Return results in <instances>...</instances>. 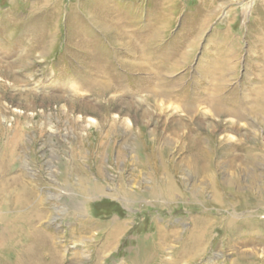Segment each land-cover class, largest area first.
I'll return each instance as SVG.
<instances>
[{
	"label": "rangeland",
	"instance_id": "1",
	"mask_svg": "<svg viewBox=\"0 0 264 264\" xmlns=\"http://www.w3.org/2000/svg\"><path fill=\"white\" fill-rule=\"evenodd\" d=\"M263 54L264 0H0V264H264Z\"/></svg>",
	"mask_w": 264,
	"mask_h": 264
},
{
	"label": "bare ground",
	"instance_id": "2",
	"mask_svg": "<svg viewBox=\"0 0 264 264\" xmlns=\"http://www.w3.org/2000/svg\"><path fill=\"white\" fill-rule=\"evenodd\" d=\"M103 26L105 27V28H108V24H103ZM104 27H102V28H104ZM112 27V26H111ZM115 27V26H114ZM109 31V30H108ZM264 55V54H263ZM264 104V103H263ZM262 108L264 109V105H262ZM261 108V109H262ZM260 109V110H261ZM262 109V110H263ZM264 112V111H263ZM28 223V222H27ZM232 223V222H231ZM251 223V222H250ZM255 223V222H254ZM247 226V225H246ZM262 226H264V225H262ZM249 227H253V224H250L249 225ZM240 228H242V227H240ZM254 228V227H253ZM9 232V231H8ZM202 233H204V232H197L196 233V235H195V238L193 239L194 240V245L196 246V244L199 246L201 243H202V237H203V235H202ZM236 233V232H235ZM232 235V234H231ZM235 235V234H234ZM236 236V235H235ZM239 237V236H238ZM0 238H1V235H0ZM204 238V237H203ZM237 238V237H236ZM202 239V240H201ZM0 241H1V239H0ZM204 241V240H203ZM212 244V243H211ZM1 245V244H0ZM4 246V245H3ZM194 246V247H195ZM187 250H190V252H193V253H195V249L194 248H190V249H187ZM187 252V251H186ZM247 253V252H246ZM188 254V253H187ZM245 254H241L240 255V257L241 256H244ZM23 262V261H22ZM29 262H31L30 264H33L32 263V261H29ZM20 263H21V260H20ZM35 263V262H34ZM258 263V261H257V258H252L251 260H249V261H247L246 259H244V258H239V259H237L236 260V262H235V264H257ZM36 264H38V263H36Z\"/></svg>",
	"mask_w": 264,
	"mask_h": 264
},
{
	"label": "crops",
	"instance_id": "3",
	"mask_svg": "<svg viewBox=\"0 0 264 264\" xmlns=\"http://www.w3.org/2000/svg\"><path fill=\"white\" fill-rule=\"evenodd\" d=\"M49 247V246H48ZM50 248V247H49ZM52 248H53V250L49 253V251H44V252H46L49 256H53V254L55 253L54 252V247L52 246ZM48 250V249H47ZM45 264H52V263H48V262H46Z\"/></svg>",
	"mask_w": 264,
	"mask_h": 264
}]
</instances>
